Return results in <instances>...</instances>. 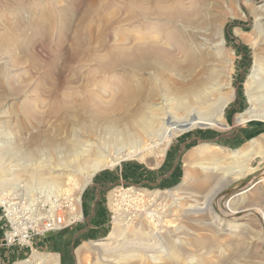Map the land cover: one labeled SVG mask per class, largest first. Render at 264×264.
<instances>
[{"label":"rangeland","instance_id":"rangeland-1","mask_svg":"<svg viewBox=\"0 0 264 264\" xmlns=\"http://www.w3.org/2000/svg\"><path fill=\"white\" fill-rule=\"evenodd\" d=\"M261 16H264V0H0V172L8 167L15 169L13 175L18 182L17 188L10 182L0 185L9 191L3 195L6 202L0 200V215L5 213L1 205L11 207L7 213L11 227L3 224V219L0 221V251H8L6 263L16 264L36 249L42 255L58 253L59 264H78L75 249L83 241L112 240L108 237L114 217L121 219L126 233L122 238L131 236L129 229L133 226L152 225L145 210L153 208L158 201L152 204L142 190L172 189L180 184L186 168L184 155L193 146L213 143L218 145L217 151L227 154L228 149L241 148L250 139L262 137L263 118L244 122L235 119L236 113L248 106L242 82L254 57L262 63L264 76ZM215 27L222 30V46H215ZM150 44L165 48L166 53L156 56L149 53L146 57L136 53L137 48ZM175 47L179 48L178 53ZM226 64L232 69L230 75L222 70ZM210 78L230 81L235 91L223 113L224 126L196 125L172 137L163 156L146 154L145 149L143 158H122L96 172L127 164L142 179L130 180L134 177L130 172L122 178V183L107 188L103 196L109 221L103 234L77 241L67 252L61 251L59 236L70 223L81 220L74 219L80 204L73 199L75 188L70 192L58 190L72 187V182L65 178L67 173L54 182L50 176L56 171L51 173L50 167L58 161L75 164L72 160L75 156L70 154H74L76 127L107 132L113 125L122 126L139 117L147 100L157 103L163 95L175 107L178 95L198 90L200 82ZM123 89L126 100L120 109H114L113 101ZM131 94L136 99L134 106H129ZM80 100L90 104L88 111L82 112L77 106ZM262 104L264 100L260 108L264 107ZM57 107L58 112H51ZM203 108L202 118L208 119L209 109ZM52 138L59 146L44 149ZM258 141L264 150V144ZM226 157L223 159L229 161ZM252 159L250 164L255 167L256 175L244 179L246 183L252 181L245 192L244 204L263 213L264 176L257 174L264 171V159L260 156ZM192 163L187 166L192 171L191 190L201 191L194 179L204 177L205 172ZM78 178L75 175L73 180L76 182ZM234 185L237 183L231 186ZM125 188L133 192L129 191V196L123 198ZM212 208L222 216L235 211L227 200L214 202ZM182 214V210L172 212L157 223V230L163 234L175 229L181 234L182 239L178 238L175 244L181 246L182 254L170 262L264 264L262 232L254 217L241 218L246 227L238 230L226 225L225 215L212 221L207 213ZM55 215L62 216L64 226L42 231L43 223ZM19 227L27 228L31 234L32 248L21 240ZM15 233L13 242L7 245L5 234ZM96 261L92 247L82 263L96 264Z\"/></svg>","mask_w":264,"mask_h":264},{"label":"bare ground","instance_id":"bare-ground-1","mask_svg":"<svg viewBox=\"0 0 264 264\" xmlns=\"http://www.w3.org/2000/svg\"><path fill=\"white\" fill-rule=\"evenodd\" d=\"M259 19L264 20V16H261ZM213 34L217 38L215 46H222L224 39L222 38V30L220 27L213 28ZM178 49V47H175L174 51H177ZM174 51L171 53L174 54ZM162 52L166 53V49L157 44H150L149 46H143L136 49V53L140 54L141 57H146L149 53H153L156 56ZM173 56L175 57V55ZM227 61L230 62V60ZM261 64L262 63H260L258 58L254 57L249 71L242 82L248 106L243 111L236 113L235 119L238 122H244L253 118L264 119V107L260 108V105L264 100V76L262 75L263 67ZM222 70H224L225 74L230 75L232 69L230 65L227 66L226 64ZM200 83L201 85L198 90L193 92L182 91L184 94L178 95L179 98H177L179 101H177L178 103L175 107L170 106L168 100L164 98L163 95H160V101L155 99L157 103H152V101L147 100L146 103H144L146 106L141 110L139 117L133 119L129 118V123L122 126L113 125L107 132H98L96 129L87 130L84 129V127L81 128L77 126L76 139L73 140V145L75 147L74 154H70L75 156V158L72 157L75 164L73 165L69 162L58 161L53 168L50 167L53 171L51 173L56 171L55 174L50 176V179L54 182L58 181L62 174L66 172L67 174H64L65 178L72 182V187H64L63 189L58 188V190L70 192L75 188L76 194L73 199L77 204H80V194L96 172L116 164L122 158H143L142 151L145 149L146 154L152 153L155 154V156H163L167 151L166 149L172 137L193 128L196 125L207 127L224 126L225 121L223 113L225 112L228 103L233 99L235 92L234 88L231 86L230 81L226 80L221 82L214 78L203 80ZM125 90L126 89H123L121 94L114 99V109L121 108L122 102L126 97L123 95ZM175 94H177V92ZM130 98L131 96L129 99ZM135 100L136 99H134L132 95L129 106L133 105ZM89 105L90 104L85 100L77 101V106L81 108L82 112L88 111ZM203 106H207L209 109L208 119L202 118L204 113ZM59 109L60 108H53L51 112H55V110L57 111ZM125 115L127 114L125 113ZM99 116L101 115L99 114ZM118 124H120V122ZM92 125H90V127ZM93 126L96 127V125ZM98 126H100V124ZM108 126H110V124ZM261 136L262 137L250 139L248 143L241 148L228 149L229 151H227V154L217 151L215 146L218 147V145L213 143L203 142L193 146V148L184 155L183 161L185 162L186 168L180 184L172 189L142 190V194L145 193V195L150 198L149 200L152 204H155L158 201L153 208L145 210L146 217L149 218V222L152 225L146 224L147 226H143L142 224H138V226H133L129 229L131 230V236L122 238L126 233L124 232L125 230L123 231L122 229L121 219H119V217H114V225L108 237L112 240L83 241L75 249L77 263L84 264L82 262L87 258L88 251L93 247L97 256L96 264H174L170 261L178 258L179 254H182V252L180 253L181 246L175 244L178 242V238L180 239L181 234L178 235L176 229L175 231L170 230L168 233L163 234L162 231L160 232L157 230V223L162 222L164 219L163 217L167 214L178 210H182L184 216L207 213L213 221L218 216L219 218L222 216V213H217L215 209L212 208L214 202L221 200H227L235 210L231 215H228L227 212L223 214V216L225 215L224 221L227 226H235L238 230L241 228L245 229L246 222L241 218L248 216L254 217L255 220H257L262 232L260 238L262 243L260 244L262 245L264 254V212H257L256 209L244 204V199L246 197L245 192L252 183V181L246 183L244 179L247 176L254 178L256 175L255 167L251 166L250 162L253 160L252 158L254 156H260L264 159V150L260 149V141H258L260 139L264 144V134ZM50 141L52 142H49L44 149L47 150L50 146H59V142L57 144L55 138ZM210 145L211 147H209ZM59 150L61 151V149ZM225 155L227 156L226 158H229V161L223 159ZM58 157H61V155ZM200 159L202 161H198ZM190 163L195 165V167L198 166L200 169L202 168L205 172L204 177L194 179L198 183V187L203 189L201 191L191 190L192 184L189 182L191 180L192 171L187 167ZM14 170L15 169L8 167L3 173L0 172V174H4V177H0V185L2 183L6 184L10 182L15 188L18 187V182H15L16 176L13 175ZM75 175H79V178L77 179L78 181L76 182L73 180ZM257 176H264V171L262 170ZM233 183H237V185L231 186ZM4 189L5 192H3ZM197 189L199 190V188ZM129 191L133 192V189H124L123 198L129 196L127 194ZM7 192L9 191L6 188L2 189L0 186L1 202H6L3 195L5 196V194H8ZM78 218H81L80 210L74 214V219ZM18 230L21 240H24L26 243H31L30 240H27V228L19 227ZM15 235L16 233L6 234L7 238L10 239ZM182 241H179V243L182 244ZM32 252L33 254L31 256L20 262H16V264H59L58 253H47L42 255V253H39L34 249ZM187 255L188 254L185 256ZM186 258L187 257H185V259Z\"/></svg>","mask_w":264,"mask_h":264},{"label":"crops","instance_id":"crops-1","mask_svg":"<svg viewBox=\"0 0 264 264\" xmlns=\"http://www.w3.org/2000/svg\"><path fill=\"white\" fill-rule=\"evenodd\" d=\"M129 167L131 166L123 164L93 176L80 201L81 218L78 219L81 220H75L70 223L64 233L59 236L58 241L61 251L67 252L68 247L73 246L77 241H82L89 237H100L103 234L109 221V209L104 200L105 196H103L107 188L112 184L122 183V178L126 177L130 172H132L131 175H134V177L129 178L130 180L137 181L142 179V175L140 176L139 172H135L133 169L130 170ZM41 240L42 242L46 241L45 239ZM32 244L33 241L30 243V248H32ZM7 252L0 251V264H7L5 260Z\"/></svg>","mask_w":264,"mask_h":264},{"label":"built area","instance_id":"built-area-1","mask_svg":"<svg viewBox=\"0 0 264 264\" xmlns=\"http://www.w3.org/2000/svg\"><path fill=\"white\" fill-rule=\"evenodd\" d=\"M1 207H2L3 210H5V213H4L3 216L0 215V221L3 219L2 223L3 224L8 223V225H10V227H11V220L7 216V213L10 212L9 208H6V207H4L2 205H1ZM63 226H64V220H63L62 216L55 215L52 218H50L48 221L43 223V227L44 228H43L42 231H52V230L60 229ZM30 235L31 234L27 235L28 240L30 238ZM5 238H6V244L7 245L11 244L13 242V240H14V236H13V238L10 239V238H7L6 234H5ZM12 264H14V263H12Z\"/></svg>","mask_w":264,"mask_h":264}]
</instances>
